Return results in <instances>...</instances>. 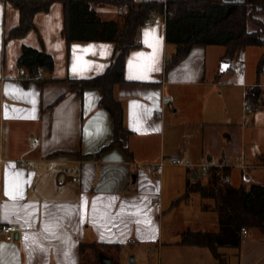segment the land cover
Wrapping results in <instances>:
<instances>
[{
	"label": "crops",
	"instance_id": "0c3cea01",
	"mask_svg": "<svg viewBox=\"0 0 264 264\" xmlns=\"http://www.w3.org/2000/svg\"><path fill=\"white\" fill-rule=\"evenodd\" d=\"M95 10L102 21L123 28L125 9L97 5ZM1 11L0 227L14 225L17 231L13 240L1 239L0 264H82V243L122 248L155 238L150 228L161 182L154 174L168 168L196 176L185 177L186 190L202 177L205 165L229 168L231 185L238 169L243 183L233 187L264 186V109L246 104L254 87L264 98V73L258 75L264 47L244 48L231 59L226 47L196 46L167 69L176 47L167 42L166 17L154 16L155 23L145 26L147 20L127 56L126 81L114 87L124 113L122 145L102 152L115 136L111 114L100 105L103 92L86 89L80 98L70 91L69 80L104 74L122 48L114 42L69 46L60 2L38 13L37 31L23 39L8 38L20 24V12L6 0H0ZM258 18L264 22V13ZM248 30L259 27L249 22ZM24 47L50 55L54 71L26 83L19 67ZM249 58L257 62L253 74L246 73ZM34 138L40 140L37 148ZM43 165L55 166L64 184L67 173L78 187L69 185L63 194L43 186L38 172ZM204 212L212 215L211 229L189 231L221 233L216 210ZM245 229L240 247L219 248L226 264H264V234ZM191 249L197 264H219L209 249L208 254L205 248Z\"/></svg>",
	"mask_w": 264,
	"mask_h": 264
},
{
	"label": "trees",
	"instance_id": "16d2710c",
	"mask_svg": "<svg viewBox=\"0 0 264 264\" xmlns=\"http://www.w3.org/2000/svg\"><path fill=\"white\" fill-rule=\"evenodd\" d=\"M20 12V24L9 34V39H23L30 32L37 31L34 19L38 13H47L54 3L60 2L65 9V29L63 35L70 46L76 42H114L122 51L106 72L89 80H69L70 91L80 98L86 89H101L103 97L100 105L111 114L114 121L113 142L102 152L121 144L120 134L124 127L123 107L114 96V87L125 79L126 59L129 52L137 47L136 37L140 27L157 15L166 17V38L169 45L176 47L167 69L178 66L196 46H223L227 56L234 59L242 49L252 46L264 47V22L258 18L264 13V0H167L163 2H142L135 0H6ZM97 5H112L125 9L119 22L102 21L95 10ZM249 22L259 27L249 32ZM20 69H25L29 79L37 80L42 72L52 73L55 68L53 58L45 52L24 47L19 61ZM39 69H42L40 72ZM264 73V56L258 65V75ZM248 106L264 109L263 90L254 87L246 98ZM128 157H132L124 149ZM264 163V161H263ZM229 168L212 166L207 177L189 182L186 197L198 193L205 200L213 201V206L205 204L204 211L212 208L219 216L221 233H193L182 235V245L209 249L219 264H226L218 253L219 248H238L241 245L243 228H257L264 234V186L253 185L249 190L233 187L229 178ZM102 244H81V254L92 249L99 262ZM113 264H119L113 262Z\"/></svg>",
	"mask_w": 264,
	"mask_h": 264
},
{
	"label": "rangeland",
	"instance_id": "374dc122",
	"mask_svg": "<svg viewBox=\"0 0 264 264\" xmlns=\"http://www.w3.org/2000/svg\"><path fill=\"white\" fill-rule=\"evenodd\" d=\"M3 25L4 14L1 11L0 31ZM256 65L257 62L249 58L245 63L246 73L256 72ZM38 172L43 186L47 187L48 185L51 188L60 189L63 194L69 185L78 187V184L71 180L70 175L66 172L64 174L67 178L64 184L61 181L63 174H59L55 166L43 165L41 168L39 167ZM185 177L189 181L193 179L192 174L187 171L180 172L176 168H168L165 173L156 172L154 174L155 180L161 182L160 192L155 199H160L162 202V211L155 210V221L150 228L155 229V238L129 242L122 248L100 247L101 252L119 264H197L196 257L191 253L192 246L180 245L182 235L189 230L194 232L199 229H211L212 215H206L207 213L202 210L203 204L208 203L209 200L203 199L197 193L186 197ZM242 183V174L236 169L233 173L232 185L238 187ZM47 192L46 194L49 193ZM203 252L209 251L205 248ZM84 256L85 264H98L97 256L92 249L87 248Z\"/></svg>",
	"mask_w": 264,
	"mask_h": 264
},
{
	"label": "built area",
	"instance_id": "2783aa9c",
	"mask_svg": "<svg viewBox=\"0 0 264 264\" xmlns=\"http://www.w3.org/2000/svg\"><path fill=\"white\" fill-rule=\"evenodd\" d=\"M152 23H155L154 19L147 21L145 23V26H149ZM239 68L242 69L241 67H239ZM39 71L41 72L42 69H39ZM20 74L25 80H28L30 78L28 72L25 69H22L20 71ZM39 145H40V140L38 138H34L32 141L33 148H37V147H39ZM177 164H179V163L177 162ZM210 167H212V166L211 165H205L202 167L203 168L202 174H201L202 177H204V178L207 177V170ZM223 180L226 183L230 182V178H224ZM75 181H78V179H75ZM156 207L159 211H162V202L160 200L157 201ZM16 231H17V228L14 225H2L0 227V241L2 238H6L8 241L13 240V233H15ZM242 233L246 235L248 233V231L245 228H243Z\"/></svg>",
	"mask_w": 264,
	"mask_h": 264
},
{
	"label": "water",
	"instance_id": "95a60500",
	"mask_svg": "<svg viewBox=\"0 0 264 264\" xmlns=\"http://www.w3.org/2000/svg\"><path fill=\"white\" fill-rule=\"evenodd\" d=\"M193 178H196V176L194 175ZM99 262H100V264H113L114 259L109 257V256H107L104 253H100L99 254Z\"/></svg>",
	"mask_w": 264,
	"mask_h": 264
}]
</instances>
